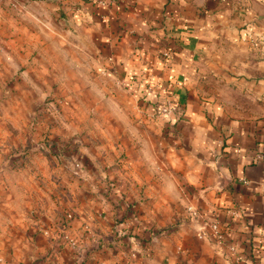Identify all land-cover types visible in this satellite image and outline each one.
<instances>
[{
	"label": "crops",
	"instance_id": "0c3cea01",
	"mask_svg": "<svg viewBox=\"0 0 264 264\" xmlns=\"http://www.w3.org/2000/svg\"><path fill=\"white\" fill-rule=\"evenodd\" d=\"M44 1L59 5L61 0ZM62 1L69 3L72 28L86 30L91 39L95 55L88 75L95 81L93 93L102 96L99 104L108 112L129 109L136 119L108 113L99 134L104 158L118 157L127 167L115 171L124 177L119 186L127 192L124 200L111 199L113 207L106 205L112 209L101 219L81 215L75 220L93 233L80 235L82 260L66 251L61 237L56 242L42 232V248H37L42 264H121L127 254L117 244V233L123 227L141 249V264H264V163L255 159L264 150V59L256 74L254 55L241 53L254 49L250 33L264 31L252 18L257 6V20L264 22V0ZM8 2L18 5V0ZM167 103L175 110L163 115L160 108ZM84 137L96 141L94 131ZM3 138L0 190L13 196L10 190L23 175L8 165L13 145L31 140L22 133L12 141ZM40 169L33 172L41 175ZM115 172L108 169L109 177ZM42 204L0 201L20 210ZM17 217L31 220L13 210L0 214V221L14 223ZM100 220L105 225L99 228ZM212 222L238 244V260L214 241ZM17 235L0 232L8 254L26 259L28 239L19 245ZM0 264H5L2 257Z\"/></svg>",
	"mask_w": 264,
	"mask_h": 264
},
{
	"label": "rangeland",
	"instance_id": "374dc122",
	"mask_svg": "<svg viewBox=\"0 0 264 264\" xmlns=\"http://www.w3.org/2000/svg\"><path fill=\"white\" fill-rule=\"evenodd\" d=\"M17 3L12 6L8 0H0V139L6 137L12 141L22 133L30 136L31 141L13 145L14 157L7 162L23 175L17 176L15 182L18 184L10 190L13 196L5 189L0 190V201H29L31 206L34 200L43 204L35 208L25 206L21 210L0 205L3 216L14 210V214L23 215L24 212L35 221L19 217L14 223L0 221L3 235L15 230L18 234L16 242L20 245L22 240L28 239L30 245L25 252L26 259L21 255L12 257L7 251L6 237L0 238V257L4 258L5 264H42V254L38 251L42 248V230L50 231L62 220H73L72 236L80 243V235L91 226L75 223L76 219L81 215L85 219L88 216L101 219L112 209L106 207H113L109 204L111 199L124 200L122 195L127 192L123 193L119 187L124 177L116 172L119 169L125 171L127 167L118 157L104 158L102 146L105 144L99 134L106 129L101 126L108 113L132 120L136 115L129 109L104 111L99 104L102 96L93 93L95 81L88 75L90 58L94 57L95 51L87 31L72 28L70 19L73 15L69 17L66 13L69 3L62 0L60 6L44 0H18ZM257 9L255 6L253 21L264 28V22L257 20ZM56 10L63 14H56ZM38 24H42L41 30ZM250 35L255 39L254 49L242 48L241 53L254 55V72L260 74L263 66L260 67L258 61L264 59V31L261 36L258 33ZM14 130H18L17 133ZM87 131L95 132V142L84 137ZM3 154L5 156L7 152ZM128 166L133 168L130 162ZM39 168L41 175L33 172ZM108 169L116 172L109 177ZM43 210L47 214L41 218L39 213ZM128 216L135 217L134 208ZM96 224L100 228L104 223L100 220ZM66 243V251L82 260V245ZM139 244L140 247L143 245ZM144 247L148 251L150 242L144 243ZM101 256L96 254V258Z\"/></svg>",
	"mask_w": 264,
	"mask_h": 264
},
{
	"label": "built area",
	"instance_id": "2783aa9c",
	"mask_svg": "<svg viewBox=\"0 0 264 264\" xmlns=\"http://www.w3.org/2000/svg\"><path fill=\"white\" fill-rule=\"evenodd\" d=\"M174 110H175V106H173L171 103H167L160 108V113L163 115H168L172 113ZM255 159L262 161L264 163V150H260L256 152ZM68 216L73 217L72 214H69ZM72 223L73 220L65 219L62 220L60 223L56 224V226H54L52 230L50 231L43 230L42 232L48 238L55 240L56 242L61 237L63 240L65 241L67 240L70 243H72L73 246L74 245L76 246V244L78 245V242L76 241L77 240L76 237L72 236L73 235ZM224 228H225L224 226L219 225L217 222H212L211 224L212 237L216 243L225 246L228 249V251L236 257V260H238L240 255L238 244L228 239V234L226 233V230ZM84 231L93 234L91 229L88 231L85 229ZM135 241H136L135 237L131 236V234L126 230V228L123 227L121 230L119 229L117 233V244L119 248L125 251L127 254L121 264H141L140 262H138V255L139 253H141V249L135 245ZM51 251H50L51 255L53 254L55 255L56 251L55 252H51ZM48 264H59V263L48 262Z\"/></svg>",
	"mask_w": 264,
	"mask_h": 264
}]
</instances>
